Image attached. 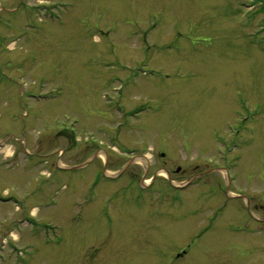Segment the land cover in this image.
<instances>
[{
  "label": "rangeland",
  "instance_id": "obj_1",
  "mask_svg": "<svg viewBox=\"0 0 264 264\" xmlns=\"http://www.w3.org/2000/svg\"><path fill=\"white\" fill-rule=\"evenodd\" d=\"M113 135L147 176L106 178L130 156ZM3 143L0 264H264V235L209 230L228 200L211 181L264 204V0H0ZM222 153L232 184L177 193L161 172L143 197L165 160L179 184Z\"/></svg>",
  "mask_w": 264,
  "mask_h": 264
},
{
  "label": "flooded vegetation",
  "instance_id": "obj_2",
  "mask_svg": "<svg viewBox=\"0 0 264 264\" xmlns=\"http://www.w3.org/2000/svg\"><path fill=\"white\" fill-rule=\"evenodd\" d=\"M36 35V33H35ZM38 37V35H36ZM39 39V37H38ZM121 109V108H120ZM122 110V109H121ZM124 113V111H123ZM119 136H116V140L115 142L118 144L119 146V140H118ZM122 149V147H120ZM123 152L126 154L128 153L129 158L127 160L126 163H124L123 167L125 168V170L120 174V176H118L119 178L116 179L115 182L121 180L123 177H125L127 174L129 175L130 172H126V169H128L131 165L130 164H138L141 165L143 170L145 171L147 176L149 174V172L151 171L152 167H153V161L151 160L152 158L149 157L146 153V151H144L145 149H141L140 152H136L135 149H127L124 148L122 149ZM223 156H221V161L222 163L220 164H214V166H212L213 168H209L206 171H198V172H194L193 175H191V177H193L191 184H189V181L186 183V186L184 189H182L181 191L187 190L189 187H191L192 185L195 184H201L203 183H208L205 179L206 177L205 174H211L212 172H216V170H218L219 172L226 173L227 175V179L229 181L230 184L233 183V181L237 180L240 175L242 176L241 172L238 170L236 172H234L231 168V164H230V160L228 159L227 155H225L224 153H222ZM165 152H161V156L165 157ZM120 156H117V159H119ZM214 159V157H213ZM104 163V169H110L109 167H107L108 165V158L105 159ZM122 161L118 162L121 163ZM164 166H160L158 167L155 171L156 173L151 177V184L150 187L153 186L156 183V179H157V175L164 170L167 174V177H164L163 180L164 182H168V186L170 188H179L180 184L183 183H179L177 184L176 182H174L171 179V172L169 171L170 169H167V161L165 160L164 162ZM210 164V163H209ZM128 165V166H127ZM130 165V166H129ZM127 166V167H125ZM122 167V168H123ZM121 168V169H122ZM119 171V170H118ZM177 171H182V166L178 167ZM185 174V172H184ZM162 175V174H161ZM223 175V177H225ZM145 180V179H144ZM189 180H191V178L189 177ZM210 181V179H207ZM143 181L140 182L139 185H141ZM213 185H211L209 188L214 187L216 190L215 194H222V196L224 197V199H228L226 200L227 202H225V205H220L219 207L215 208L212 212L213 214L210 215L209 217V224H210V231L214 233H216L218 236H230L232 235H237L235 238H244L242 235L247 236L248 234H258V235H264V215L261 213L264 210V204H262L260 201L257 202H253L251 201V199L248 197L247 193L245 192L244 189L239 188L237 191H233L230 187V185H218L216 188V184H214L213 181H211ZM215 185V186H214ZM241 199V200H240ZM232 201H236L239 202L237 205L239 206V212L243 215L240 214L239 216V221L237 222H229V221H225V215H226V208H228L231 205ZM251 202H253V204H251ZM253 205V206H252ZM261 211V212H260ZM243 212V213H242ZM172 215V214H171ZM246 219H248L249 221L247 222ZM241 220V221H240ZM231 238V237H230ZM240 240L243 239H239L238 242H240Z\"/></svg>",
  "mask_w": 264,
  "mask_h": 264
}]
</instances>
